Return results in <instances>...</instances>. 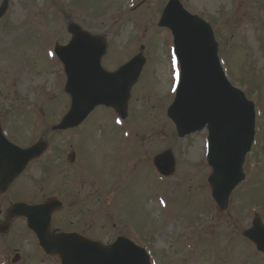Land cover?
I'll return each instance as SVG.
<instances>
[{
	"label": "rangeland",
	"instance_id": "374dc122",
	"mask_svg": "<svg viewBox=\"0 0 264 264\" xmlns=\"http://www.w3.org/2000/svg\"><path fill=\"white\" fill-rule=\"evenodd\" d=\"M7 1L0 17L1 126L17 145L44 140L48 147L0 192V222H7L13 202L55 196L64 206L53 214V229L104 244L127 236L147 249L152 264H264V255L242 236L254 214L264 221V0H180L211 24L228 79L255 104L245 179L225 212L209 196L207 130L178 138L166 116L177 66L169 30L157 21L168 0ZM69 22L106 40V70L144 48L146 62L124 120L98 106L79 126L53 129L70 106L63 65L53 54L54 44L70 39ZM165 150L175 167L162 177L153 160ZM8 222L0 264H60L42 252L24 218Z\"/></svg>",
	"mask_w": 264,
	"mask_h": 264
},
{
	"label": "water",
	"instance_id": "95a60500",
	"mask_svg": "<svg viewBox=\"0 0 264 264\" xmlns=\"http://www.w3.org/2000/svg\"><path fill=\"white\" fill-rule=\"evenodd\" d=\"M6 7L4 1L0 15ZM160 25L168 26L174 35L181 69L167 115L179 137L207 128V161L212 168L208 182L213 198L224 210L232 189L245 177L243 163L254 138V104L226 79L208 23L186 11L179 0H170ZM68 29L72 38L67 45H56L55 51L64 63L65 89L71 96V106L55 128L78 125L100 104L113 106L124 116L130 87L139 76L144 57L137 54L116 71L108 72L100 64L105 42L75 23L69 24ZM45 147V143L39 142L22 149L9 142L0 129V189L5 190ZM155 164L164 174L173 171L174 161L168 151L156 156ZM61 206L56 199L36 205L17 202L12 205L10 215L26 217L43 250L47 254L57 253L63 264H150L145 250L122 236L103 246L77 233H53L51 216ZM252 224L244 234L264 251V225L257 217ZM4 229L0 226V231Z\"/></svg>",
	"mask_w": 264,
	"mask_h": 264
}]
</instances>
